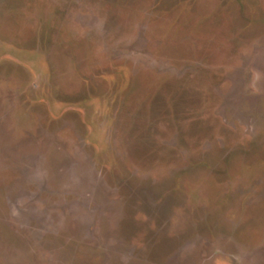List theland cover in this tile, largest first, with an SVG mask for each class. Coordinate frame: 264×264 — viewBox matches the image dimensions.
<instances>
[{
  "label": "rangeland",
  "instance_id": "rangeland-1",
  "mask_svg": "<svg viewBox=\"0 0 264 264\" xmlns=\"http://www.w3.org/2000/svg\"><path fill=\"white\" fill-rule=\"evenodd\" d=\"M0 264H264V0H0Z\"/></svg>",
  "mask_w": 264,
  "mask_h": 264
}]
</instances>
